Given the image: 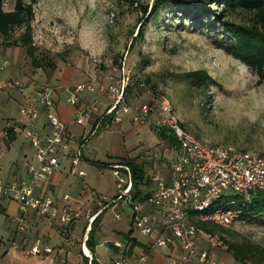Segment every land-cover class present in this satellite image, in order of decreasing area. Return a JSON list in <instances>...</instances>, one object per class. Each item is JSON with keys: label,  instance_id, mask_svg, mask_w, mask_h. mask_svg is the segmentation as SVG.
Segmentation results:
<instances>
[{"label": "rangeland", "instance_id": "obj_1", "mask_svg": "<svg viewBox=\"0 0 264 264\" xmlns=\"http://www.w3.org/2000/svg\"><path fill=\"white\" fill-rule=\"evenodd\" d=\"M4 1L5 8L13 7L14 0ZM24 1H32L31 34L36 46L35 54L42 65H34L22 45L6 44L24 28L15 27L8 37L0 36V63L8 61V65L0 70V81L11 73L22 77L24 82L54 83L63 89L85 79L92 72L106 82L109 74L121 76L124 67L130 78V85L125 89V99L129 104L155 103L158 98L165 97L182 125L205 143L234 144L264 152V82L258 83L257 75L242 60L217 45L216 39L226 42L228 37L218 23L204 19L208 22L206 26H199L200 23L188 19L185 11H181L185 0L164 2L156 17L147 21L145 18L154 0ZM144 5L148 8L146 13L143 12ZM220 6L218 3L216 8ZM250 16L251 12L242 9L229 13V17L245 22ZM145 22L140 34L139 26ZM198 68L206 69L211 75V79L202 86L192 85L186 77L177 74ZM63 77L68 80L65 86L60 85ZM144 79L146 87L142 88L139 82ZM3 87L8 90L4 82ZM92 96L96 97L101 107L109 100L99 92L86 94L83 99L89 100ZM11 103L13 106L14 103ZM1 110L0 105V118L3 114ZM73 122L79 132L88 131L86 122ZM149 125L150 128L137 134L133 132L123 139L122 126L114 124L101 136L90 135L83 150L88 153L90 148L97 149V155L107 157L113 148L133 153L138 146L148 147L152 151L144 155L154 157H146L143 165L147 170L154 169L156 156L161 155V151L169 152V145L161 144L159 139L160 131L165 130ZM18 138L21 140V135ZM163 140L172 143L169 139ZM65 168L69 170L67 161ZM95 172L88 187L94 195L108 193L109 198L113 197L117 187L110 166H101ZM236 199L240 202L242 197L236 196ZM118 204L106 207L99 219L97 238L101 244L97 251L104 261L107 256L117 254L102 241L103 238L124 240L130 228L131 235L143 240L146 238L128 222L126 212L129 207ZM216 205L219 203L212 207ZM117 212L121 214L120 218L115 217ZM3 216L0 213V218ZM79 228L76 231L82 237L86 226L81 229L82 234ZM228 229L231 231L217 229L215 232L227 240L248 237L264 244L262 220H237ZM74 238L76 240L75 235ZM223 241L226 244V240ZM208 245L220 258L230 253L226 247ZM161 249L166 248L152 249L150 257Z\"/></svg>", "mask_w": 264, "mask_h": 264}, {"label": "built area", "instance_id": "obj_2", "mask_svg": "<svg viewBox=\"0 0 264 264\" xmlns=\"http://www.w3.org/2000/svg\"><path fill=\"white\" fill-rule=\"evenodd\" d=\"M7 65V60L1 62L0 70ZM122 72L119 77L109 74L106 82L92 72L85 79L63 88L66 102L74 107L73 120L84 124L89 115L95 113L88 135L100 134L124 120L132 124H152L155 129L165 130L173 138L175 152L168 174L151 173L149 179L154 187L140 197L133 195L132 172L124 161L108 163L116 178L117 193L113 197L109 198L103 193L94 195L93 190L85 187L84 196L78 202L92 199L97 204L94 210L90 206L85 209L87 225L82 234L81 251L88 257L87 264H91L92 255L85 251L84 242L91 223L103 209L116 203L129 207L132 226L148 240L133 262L124 256H107L101 264H149L152 249L171 246L174 251L167 253L166 264H225L208 244L219 247H226V244L216 232L205 230L200 224L208 221L229 228L235 221L244 220L239 207L228 204L212 206L224 196L238 195L245 200L256 190L264 189V152L234 144L205 143L182 125L165 97L158 98L155 103L144 101L129 104L125 99V89L130 78L124 67ZM139 84L142 88L146 87L145 81ZM5 86L23 93L26 88L25 82L16 76L7 78ZM57 88L54 83L34 84L30 92L17 102L20 124L13 126V130L20 132L33 148L32 158L26 165L29 180L13 178L4 182L0 178V195L18 202L22 211L16 217L19 228H24L23 212L32 209L39 215L55 220L62 238L60 246L71 248L76 244L73 225L84 214L82 206L71 204L68 193L62 195L60 202L50 192H35L36 184L50 177L60 164V156L69 153L71 143L76 138L67 130L57 112L54 96ZM94 92L105 94L109 100L101 107L96 97L83 99L86 94ZM41 108L45 109L48 124V128L43 130L35 125ZM87 136L77 137V147L71 154L74 171ZM3 151L0 144V156ZM76 171L84 174L83 169ZM233 203L235 201L230 200V204ZM115 217L119 218L120 213L117 212ZM115 244L120 246L119 242ZM10 247L18 249L23 255L42 257L54 249L41 235L36 236L28 247L16 241H12Z\"/></svg>", "mask_w": 264, "mask_h": 264}, {"label": "crops", "instance_id": "obj_3", "mask_svg": "<svg viewBox=\"0 0 264 264\" xmlns=\"http://www.w3.org/2000/svg\"><path fill=\"white\" fill-rule=\"evenodd\" d=\"M13 76L19 77L10 73L0 81V105L2 109L1 111H3V114L0 118V144L4 149L2 155L0 156V178L4 182L13 178L29 180L26 165L31 160L33 153V148L31 147L29 142L23 137L20 132L14 131L13 126H17L20 124V119L18 117L17 111V102L23 99L24 94L30 92L31 87L34 84L25 82L26 88L24 93L18 91L17 89L8 88V90H5L3 87V82L5 85V80ZM19 78L22 79V77ZM67 82L68 80H66V78L64 77L60 79V85L65 86ZM2 89L7 92H4ZM54 96L56 101V109L60 118L65 122L67 130L70 132V134L76 136V138H74L71 143L69 153L60 156V164L50 175V177L46 181L36 184L35 192H50L60 202L62 201V195L64 193H68L71 196V198L69 199L71 204L82 206L84 214L73 225V230H75V233H73V235L76 236L77 242L71 248L60 246L62 238L59 233V224L53 219L37 214L32 209H27L25 212H23L24 228H19L16 217L22 214V211L19 209L18 202L11 197L0 195V213L4 215L3 218H0V264H86V259L84 257L85 254H83L81 251L82 237L78 235V230L76 231V229L80 227L79 229L81 232V229H83V227L87 225L85 216L86 207L90 206L91 208H93V210L97 208L96 201L92 199H85L83 203L78 202V199H82L84 196L85 187L91 185L89 180H92V176L97 173L95 172V169H101V166L93 164L91 160H100L111 163L115 161H122L127 157H135L137 161L143 163L146 157H154L144 155V153H151V149L149 150L148 147L142 148L139 146L133 150V153H127L124 149L117 150L113 148V151L108 153L110 154V156H99L97 155V149L90 148L88 149V153H85L83 150L86 144L85 143L81 149V159L75 166L74 171V168L71 164V154L77 147V143L79 141L77 137L80 138L88 135L89 129L91 128L95 120L96 114H90L85 121L89 127L88 131L86 132L84 130L79 132V130L73 126L74 107L66 102L65 90L57 88ZM2 100H4L5 103ZM11 102L14 103L13 106L11 105ZM129 123L130 122H128L127 120L119 123V125L122 126L121 136L123 139L125 136H130L133 132L137 134L146 128H150V125L148 123L139 124V126H132ZM35 125L37 128L42 130L48 128L44 108H41L36 118ZM104 131L100 134L93 135L101 136ZM18 135H21V140H19ZM89 137L90 135L86 137L87 140L89 139ZM159 139L161 141V144L166 143L169 145V152L161 151V155L156 156V161L153 167L154 169L147 170L145 168L147 180L140 186L143 189V193L152 190L154 187L153 182L149 179L151 173L157 172L163 175L168 174L170 160L175 152V144L167 143L165 140H163L164 138L161 135ZM66 161L69 165L68 171L65 168ZM76 169H83L84 174H78ZM106 195H108V193ZM118 205L123 206L124 204L120 203ZM105 209H103L98 215L101 216ZM126 215L128 222L132 225L129 210H127ZM99 227L97 229V233L99 231ZM130 229L132 230V228ZM38 235H41L47 243L54 246V249L51 253L43 257L38 255H23L19 252L18 249L10 247L12 241H16L21 245L28 247ZM145 237L146 238L144 240L139 239L136 236L131 235L130 233L129 236H126L124 240H118L116 238H103L102 241L104 243H107L112 251L116 252L117 256L110 255L111 257L124 256L131 262H133L137 255L140 254L145 248L146 242L148 240V237ZM115 242H119L120 246H117ZM110 243H112L113 245H110ZM99 244H101V242H98L96 234L95 255L101 264L104 262V260L100 259L99 253L97 251V247ZM84 246L88 248V246L86 245V241L84 242ZM88 250L89 254L92 255L91 250L89 248ZM170 251H174L173 246L166 247V249L164 250L161 249L160 251H156L151 255V257L149 256V264H166L167 253ZM62 258H64L66 261L62 260ZM221 259L224 260L225 264H246L235 260L230 253L226 254ZM61 261L65 262L62 263Z\"/></svg>", "mask_w": 264, "mask_h": 264}, {"label": "trees", "instance_id": "obj_4", "mask_svg": "<svg viewBox=\"0 0 264 264\" xmlns=\"http://www.w3.org/2000/svg\"><path fill=\"white\" fill-rule=\"evenodd\" d=\"M166 1L169 0H154L149 11L147 5H144L143 12L146 13L148 11L145 18L146 21L156 17L158 10ZM182 3H184V6L181 11H185V15L190 21L200 23L199 26H204L203 24L208 23L204 19L218 23L227 32L228 37L226 42L216 39L217 45L242 60L257 75L258 83L264 82V0H185ZM218 3L221 6L216 8ZM237 9L251 12L249 21L245 22L229 17V13ZM32 17V1L14 0L13 7L4 8L3 0H0V36L8 37L13 28L23 26V31L16 37L7 40L6 44L22 45L34 65L40 66L42 64L38 61V57L35 54L36 46L31 34ZM142 24L139 26L138 32L140 34L143 33L146 22L144 25ZM48 63L53 66V63L50 61ZM177 74L186 77L190 84L196 86L205 85L211 79V75L204 68L178 72ZM144 81L146 82L145 79ZM129 85L130 83L127 87ZM160 135L173 143V138L165 132L160 131ZM122 161L130 166L132 172L133 195L134 197H140L143 194L140 184L147 180L145 167L135 157H127ZM91 162L98 166H108V162L100 160H91ZM236 196L238 195L222 197L219 200V205L228 204L239 207L241 209V218L244 220L259 219L264 221V189L256 190L249 199H242L240 202L237 201ZM230 200H234L235 203L230 204ZM99 219L100 215H97L92 221L86 239V245L92 252L91 264H100L95 255ZM200 225L203 229L212 232H215L217 229L231 231L228 228L208 221L202 222ZM130 233L131 229L125 235L129 236ZM221 237L223 240H226V249L235 260L243 263L264 264V244L261 242L254 241L248 237L231 240H227L224 236ZM110 245L113 244L110 243ZM84 257L87 264L88 257L86 255Z\"/></svg>", "mask_w": 264, "mask_h": 264}, {"label": "bare ground", "instance_id": "obj_5", "mask_svg": "<svg viewBox=\"0 0 264 264\" xmlns=\"http://www.w3.org/2000/svg\"><path fill=\"white\" fill-rule=\"evenodd\" d=\"M85 251L89 254V250L86 246H84Z\"/></svg>", "mask_w": 264, "mask_h": 264}]
</instances>
